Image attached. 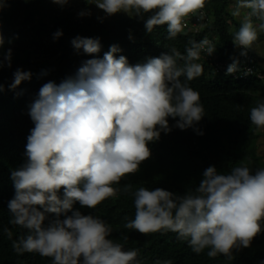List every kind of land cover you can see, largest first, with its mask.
<instances>
[{
	"label": "clouds",
	"instance_id": "1",
	"mask_svg": "<svg viewBox=\"0 0 264 264\" xmlns=\"http://www.w3.org/2000/svg\"><path fill=\"white\" fill-rule=\"evenodd\" d=\"M209 1L84 0L107 16L151 13L145 21L146 32L166 25L169 39L183 33L187 17L202 20ZM52 2L63 7L70 0ZM240 9L249 12L232 42L246 56L258 39L257 28L264 31V0H237L234 14ZM207 10L214 20L213 11ZM252 17L261 23L255 26ZM62 35L58 30L54 39ZM4 42L0 32V69L5 61L11 67L12 51H2ZM189 44L184 55L172 47L136 65H130L123 55L117 58L121 49L112 45L102 58L83 61L74 76L60 84L49 81L42 85L29 106L34 127L27 137L26 161L11 173L15 194L7 204L9 223L27 230L13 241L17 254L38 253L50 258L51 264H137L138 251L126 250L110 239L112 229L103 219L83 215L73 206L79 203L94 209L117 196L120 189L114 185L140 171L141 164L151 158L149 144L158 141L162 132L167 134L172 127L193 128L203 135L195 126L205 110L199 92L187 81L202 75L203 67L195 61L201 52L212 55L216 45L207 37ZM72 45L89 56L101 51L99 38L76 37ZM239 65L233 59L226 75L238 72ZM13 75L11 89L32 77L30 71L19 68ZM3 90L0 84V92ZM170 118L175 125L170 126ZM249 119L257 129H264V101L250 109ZM124 191L132 193L135 207L134 219L125 228L143 235L175 232L197 254L208 249L211 258L223 255L231 259L234 250L250 247L264 231V167L253 172L241 165L221 174L209 166L199 184L181 195L147 187L133 192L131 184ZM49 214L54 218L49 219ZM3 231L11 239V231Z\"/></svg>",
	"mask_w": 264,
	"mask_h": 264
},
{
	"label": "trees",
	"instance_id": "2",
	"mask_svg": "<svg viewBox=\"0 0 264 264\" xmlns=\"http://www.w3.org/2000/svg\"><path fill=\"white\" fill-rule=\"evenodd\" d=\"M230 1L210 0L205 6L213 11L214 20L203 34L217 37L216 52L222 58L236 52L232 38L240 27L228 23L230 15L226 5ZM150 15L120 16L111 20L100 16L76 17L73 11L54 5L52 0H0V32L4 41L11 40L6 52L12 51L11 67L5 61V66L0 69V84L4 86L0 92V264H51L50 258L38 253L17 254L13 249V241L26 235L27 230L9 223L11 214L7 208L15 194L11 173L26 161L27 137L34 127L29 106L38 96L39 89L49 81L60 84L74 76L83 61L102 58L112 45L121 49L116 53L117 58L123 55L130 65H136L158 57L172 47L184 55L186 48L191 46L190 40H201L203 34L184 31L169 39L166 25L155 27L149 34L145 21ZM251 19L253 24L261 23L255 17ZM58 30L63 35L54 39ZM76 37L99 38L101 51L94 56L83 50L77 52L72 45ZM234 59H238L236 55ZM179 63L182 65L183 61ZM199 63L203 67L202 75L187 83L199 92L205 110V116L195 126L203 135L193 128L172 127L171 132H162L158 141L149 144L152 155L141 164L140 171L114 185L120 189L117 196L106 199L94 209L82 208L79 203L73 207L83 215L103 219L112 229L110 239L123 244L126 250L138 251L137 264H158L168 260L172 264H262L264 231L255 237L250 247L234 250L232 258L228 259L223 255L211 258L207 255L208 249L199 254L193 252L187 241L179 239L175 232L143 235L124 226L135 216L134 197L131 192L124 191L125 185L131 184L133 192L139 187H147L181 195L199 184L209 166H215L221 174L241 165H247L253 172L264 167L257 152L258 129L249 119L250 109L264 101V80L226 77L216 73L210 61ZM255 64L264 73V67ZM18 68L30 71L32 77L11 89L13 74ZM180 79L185 81L183 76ZM175 123L169 119L170 126ZM52 218L54 214H49V219ZM4 228L11 231V239L4 233Z\"/></svg>",
	"mask_w": 264,
	"mask_h": 264
},
{
	"label": "built area",
	"instance_id": "3",
	"mask_svg": "<svg viewBox=\"0 0 264 264\" xmlns=\"http://www.w3.org/2000/svg\"><path fill=\"white\" fill-rule=\"evenodd\" d=\"M204 18L198 19L197 16H189L185 19L184 32L194 33L196 35H202L203 31L210 24L213 17L212 14L206 9H203ZM207 37L215 44L216 37H212L208 34H203L201 39ZM235 46V45H234ZM236 48V52L230 54L228 57H220V55L215 51L212 55L208 56L205 52H201V56L206 58V61H210L216 73L221 74L226 77H233L238 80H249L252 78L264 80V73L257 69L254 62L252 48L247 50V55L242 56L240 53L244 51L243 48ZM234 55L238 58L240 62V70L234 74L226 75V70L229 64L233 62Z\"/></svg>",
	"mask_w": 264,
	"mask_h": 264
},
{
	"label": "rangeland",
	"instance_id": "4",
	"mask_svg": "<svg viewBox=\"0 0 264 264\" xmlns=\"http://www.w3.org/2000/svg\"><path fill=\"white\" fill-rule=\"evenodd\" d=\"M56 6H60L56 3H54ZM66 9H70L74 12L76 17H81L79 13L81 11L91 12V15H85L82 17H94V16H100L102 19H115L117 17L123 16V17H130L126 13H117L112 16H107L102 10L98 9L94 4L89 5L84 2V0H70V2L63 6ZM237 8V0H231L226 5V12L230 17L228 16V23L233 26H239L244 22V19L247 17L249 10L248 9H240L239 14H234L236 12ZM213 21V19H212ZM210 21V23H212ZM255 26H258L259 23L257 22L254 24ZM258 30V39L257 41L252 45V53L254 55V61L257 62L260 66L264 67V31ZM10 39H6L3 45V52L6 53V47L11 44ZM206 61V58L204 56L200 55V59L197 61L203 62ZM259 138L257 141V152L262 157V161L264 162V129H258Z\"/></svg>",
	"mask_w": 264,
	"mask_h": 264
}]
</instances>
